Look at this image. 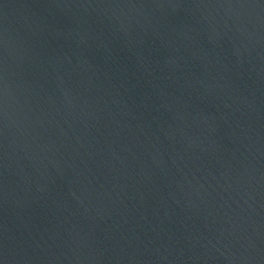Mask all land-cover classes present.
<instances>
[{
  "label": "water",
  "instance_id": "water-1",
  "mask_svg": "<svg viewBox=\"0 0 264 264\" xmlns=\"http://www.w3.org/2000/svg\"><path fill=\"white\" fill-rule=\"evenodd\" d=\"M0 264H264V0H0Z\"/></svg>",
  "mask_w": 264,
  "mask_h": 264
}]
</instances>
